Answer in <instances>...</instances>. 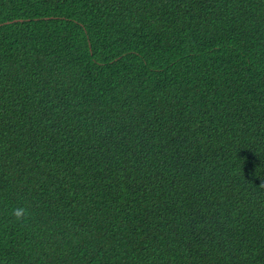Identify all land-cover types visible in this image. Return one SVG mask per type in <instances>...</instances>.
I'll return each mask as SVG.
<instances>
[{
    "label": "trees",
    "instance_id": "1",
    "mask_svg": "<svg viewBox=\"0 0 264 264\" xmlns=\"http://www.w3.org/2000/svg\"><path fill=\"white\" fill-rule=\"evenodd\" d=\"M0 264H264V0H0Z\"/></svg>",
    "mask_w": 264,
    "mask_h": 264
},
{
    "label": "clouds",
    "instance_id": "2",
    "mask_svg": "<svg viewBox=\"0 0 264 264\" xmlns=\"http://www.w3.org/2000/svg\"><path fill=\"white\" fill-rule=\"evenodd\" d=\"M12 214L17 218V220H19L26 215V209L23 207L14 208ZM197 245L202 247L199 243H197Z\"/></svg>",
    "mask_w": 264,
    "mask_h": 264
}]
</instances>
